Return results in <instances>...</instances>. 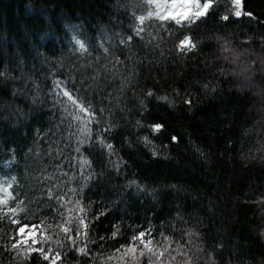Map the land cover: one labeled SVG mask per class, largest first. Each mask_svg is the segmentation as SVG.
<instances>
[{
  "label": "trees",
  "instance_id": "obj_1",
  "mask_svg": "<svg viewBox=\"0 0 264 264\" xmlns=\"http://www.w3.org/2000/svg\"><path fill=\"white\" fill-rule=\"evenodd\" d=\"M241 5L0 0V264H53L19 224L55 264H264V0Z\"/></svg>",
  "mask_w": 264,
  "mask_h": 264
},
{
  "label": "rangeland",
  "instance_id": "obj_2",
  "mask_svg": "<svg viewBox=\"0 0 264 264\" xmlns=\"http://www.w3.org/2000/svg\"><path fill=\"white\" fill-rule=\"evenodd\" d=\"M182 2V0H177V4L179 5ZM165 7L169 10L171 7V0H164ZM164 7V8H165ZM241 7V6H240ZM180 8H176V14L180 12ZM236 11V6L234 5V13ZM241 15H243V11L241 8ZM240 15V16H241ZM187 46V43L186 45ZM62 108L64 111V114L66 115V119L69 122L70 126L76 130H87L91 125L99 124L96 117L93 115V113L90 112L88 108L83 106L78 101L74 100L73 98L64 97L62 99ZM17 222V220H15ZM24 229V232L22 233L20 229ZM140 233H144L143 236L140 235ZM17 240L22 241V247L26 248L28 245L32 246V250H43L47 252L49 256L55 257L56 253H50L48 250H44L41 244L38 245V238L40 236V229L38 225H25V224H19L18 225V235ZM134 239L138 240L142 243V245L146 248H149V232L147 231H139L135 234ZM16 240V241H17ZM145 241H148L147 245L145 244ZM48 260V259H47ZM49 262H53L51 260H48Z\"/></svg>",
  "mask_w": 264,
  "mask_h": 264
},
{
  "label": "snow or ice",
  "instance_id": "obj_3",
  "mask_svg": "<svg viewBox=\"0 0 264 264\" xmlns=\"http://www.w3.org/2000/svg\"><path fill=\"white\" fill-rule=\"evenodd\" d=\"M213 0H182V2L178 5L177 0H171V12H169L168 18L169 19H176V22L180 23V17H185L187 21H198L201 17H204L207 15L209 11H211ZM234 5L236 6L235 15L240 16L241 15V0H233ZM179 7L181 10L178 14L174 15L176 13V8ZM165 11H168L167 7H165ZM247 15L251 17L253 15L252 12H248ZM224 19H227V17H224ZM131 39V37H129ZM187 43L188 47H195L196 45L192 42L190 36H184L182 39L179 40V46L183 48ZM151 94V93H150ZM159 99H167V97H158ZM143 103V102H142ZM164 125L161 123H154L151 125V128L153 130H156L158 132L163 131ZM178 137L172 136L171 140L176 141ZM19 210V209H17ZM20 231L23 233L24 229H20ZM141 236L144 235V233H140ZM148 241H145V244L147 245ZM18 246H23L22 241L17 240L16 243L11 245V249L13 251L16 250ZM81 249H77V251H80ZM26 252L32 251V246L28 245ZM38 255L53 261V264H55V260L59 258L60 254L56 253L55 257L49 256L47 252L40 250L38 252Z\"/></svg>",
  "mask_w": 264,
  "mask_h": 264
}]
</instances>
